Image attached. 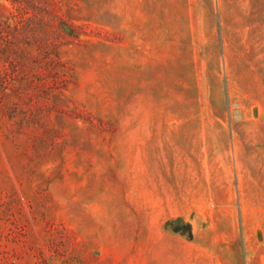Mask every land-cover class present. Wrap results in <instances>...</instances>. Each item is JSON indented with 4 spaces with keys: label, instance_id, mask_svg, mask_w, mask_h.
I'll return each mask as SVG.
<instances>
[{
    "label": "rangeland",
    "instance_id": "rangeland-1",
    "mask_svg": "<svg viewBox=\"0 0 264 264\" xmlns=\"http://www.w3.org/2000/svg\"><path fill=\"white\" fill-rule=\"evenodd\" d=\"M0 264H264V0H0Z\"/></svg>",
    "mask_w": 264,
    "mask_h": 264
}]
</instances>
